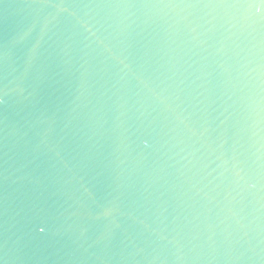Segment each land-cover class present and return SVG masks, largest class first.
I'll use <instances>...</instances> for the list:
<instances>
[{
    "label": "water",
    "instance_id": "obj_1",
    "mask_svg": "<svg viewBox=\"0 0 264 264\" xmlns=\"http://www.w3.org/2000/svg\"><path fill=\"white\" fill-rule=\"evenodd\" d=\"M0 264H264V0H0Z\"/></svg>",
    "mask_w": 264,
    "mask_h": 264
}]
</instances>
